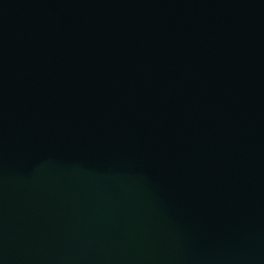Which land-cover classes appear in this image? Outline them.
<instances>
[{"label":"water","instance_id":"obj_1","mask_svg":"<svg viewBox=\"0 0 264 264\" xmlns=\"http://www.w3.org/2000/svg\"><path fill=\"white\" fill-rule=\"evenodd\" d=\"M0 264H264V0H0Z\"/></svg>","mask_w":264,"mask_h":264}]
</instances>
